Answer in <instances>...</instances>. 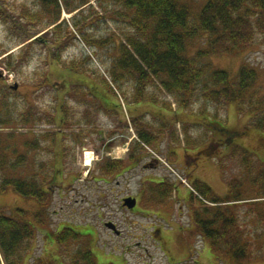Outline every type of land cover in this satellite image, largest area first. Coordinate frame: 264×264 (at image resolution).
Wrapping results in <instances>:
<instances>
[{
  "label": "rangeland",
  "instance_id": "1",
  "mask_svg": "<svg viewBox=\"0 0 264 264\" xmlns=\"http://www.w3.org/2000/svg\"><path fill=\"white\" fill-rule=\"evenodd\" d=\"M80 1L69 0V8L74 10L68 13L62 12L61 17L68 19V29L72 31L71 35L68 34L65 37L68 42L61 49L62 57L75 60L77 68L81 70L68 71V92L65 89L59 91L62 87L57 82L59 80L56 76L61 68L55 65L48 66L45 51L39 46L30 50L29 55L33 56V59L28 64L20 65L16 70H9L0 63V83L3 85L5 94L1 103L2 108L0 104V113L9 119L8 122L0 123V156L11 155L12 151H15L16 155L24 153L27 159L24 164L13 169L5 167L3 172L7 173V176L23 178L42 172L39 178L42 179L46 176L44 188L51 192L44 223L37 222L38 219H35L34 214L41 211L42 208L46 210V204L40 206L35 199L25 198L15 193L11 188L0 192V211L15 218L25 219L35 228L36 232L33 238L35 244L32 242L35 249L31 251L27 264H74L76 262L82 264L79 250L83 251L87 248L86 240L83 241L84 237L70 240L69 244L56 242L57 232L65 226L77 232L79 236L89 234L88 243L94 252H100L101 264H264V130L249 125V117L264 116V109H261L264 106V102L261 101L264 96V32L257 31L252 41L235 52L211 55L208 59L214 69L226 70L233 80L237 78L238 70L242 65L253 68L256 72V80L247 92L249 98L239 104L235 101L216 104L198 99L187 106L186 113L189 110L203 111L213 118L217 116V119L225 122V125L230 129L239 131L236 136L229 138L225 147L221 145L216 147L217 145H215V150L211 152L212 156H209L207 153L200 152V147L201 149L205 147V137L210 135L204 126H194L196 129L190 128L194 140H191L189 145L186 142L188 139L184 135V131H181V124L178 126L176 123L179 140L174 142L167 130L161 127L163 123L161 118L164 113L160 109L163 106L158 105L160 109L144 108L138 112L131 110L132 104L126 103L125 99L128 94L124 95L122 92L123 88L127 91L132 89L131 82L121 85L120 89V83L114 82L111 76V68L118 55L117 45L120 40L124 41L123 33L127 32L129 28H126V22H123L118 16L111 15L112 17H110L109 14H106V17L100 16L104 13V9H123V7L106 2L107 0H104L103 6L98 3V0H89L83 6L78 7ZM205 1L188 0V5L192 11L198 12ZM0 4L4 8L10 6L12 9H16L12 11H19L23 5L26 6L25 9L32 11L38 9L35 5L36 0H0ZM95 10L98 15L94 12ZM74 22H80V25L84 26L82 33L89 38V42L82 41V34L75 28ZM4 26L0 20V59L6 58L9 52L14 54L22 45L32 39L21 42L18 40V34H10L4 30ZM42 32L37 34L41 35ZM199 34L187 42L186 51L190 56L199 48L206 46L207 35ZM100 42L103 45H99ZM50 67L56 69V71L54 70L56 74L52 70L50 72V75H53V87L51 88L42 86V79L39 78L47 74ZM53 80L57 81L53 82ZM104 81L114 85L120 92L122 103L109 88L111 84L107 87ZM15 83L17 88L11 89L10 85ZM87 88L91 89L95 95L94 101L100 100L98 107L102 105L103 109L98 115L96 112L92 113L91 111L90 113L91 109L86 101L93 100V98ZM148 92L162 101H168L172 109L178 110L179 104L172 94L152 85L148 86ZM101 99H104L107 104L102 103ZM59 102L66 104L65 113L59 111ZM25 107H27L26 112L30 111L33 115L27 121L23 118ZM146 109L148 114L139 115L141 116L140 122L134 124L131 116L137 117ZM85 111L86 114L88 113L89 119L96 116L98 119L93 122L92 120L91 122L86 121ZM156 113L161 114V118ZM170 113L173 114V112ZM63 114L67 117L62 122L60 118ZM206 114L204 115L206 116ZM204 115L193 113L186 116L191 119L190 121L206 122L208 119ZM52 116L55 120L47 122L46 117L51 118ZM176 116L178 114L173 116L175 120ZM158 130H162L158 133V141L150 149L158 154L155 156L159 166L155 170L143 168L142 163L152 154L145 147V154L143 153L145 156L142 161L113 181L114 184L109 185L112 192H108V196L111 197L104 199L102 192L105 191V187L100 188L99 183L102 186L105 185L102 180L99 182L96 180L100 174V171L97 170L99 163L97 160L102 156L107 158L120 156L122 158L131 146L141 142L138 136L139 131L158 132ZM47 134L54 135V141L49 140ZM213 136L226 138L218 131H215ZM76 137L80 142L75 140ZM35 138L40 141L39 149L30 150L24 145L25 141ZM208 141L209 139L206 140V143ZM196 142L199 145L194 146ZM158 144L159 148H157ZM84 147H90V150L93 151V157L88 166L84 165L85 161L82 157ZM169 149L171 152H176L174 149L178 150L180 155L176 162L174 158L166 157ZM170 155L171 153L168 157ZM185 162L186 167L191 171H182ZM41 163H47V166L41 168L43 166ZM167 164L176 172H173ZM70 170L72 173L69 172ZM57 171L59 173L54 178V182L50 181L51 175L53 173L55 175ZM76 172L78 178L74 179L72 178L73 173ZM190 173L194 174L193 178L198 177L199 180L208 183L214 194L220 197L239 196L238 202H222L221 207L231 208L229 206L236 205L235 213L238 216V223L244 230L245 238L251 240L253 244L254 254L250 260L236 262L222 254L216 256L211 252L205 240L193 230L194 238L189 237L185 227L189 225L186 212L182 210L183 213H177L179 206L174 201V195H177L175 198L177 202L179 199L186 201L189 193L186 187L181 185L182 182L178 175L189 181ZM153 174L161 175L167 181H176L178 184L175 189L176 194L173 193L171 197H167L165 202L160 205L163 206L165 213L162 217L156 218L158 224L154 226L164 233L160 245L152 240L153 237L146 236L151 228H145L151 221L152 223L157 221L153 219L155 216H152H157V214L145 209L143 213L148 216H135L128 210L120 208L119 202L112 197L118 192H121L120 196L125 193L139 195L145 187L143 182ZM117 181H120V185H115ZM150 181L157 182L156 178H152ZM144 200L146 201V199ZM107 201L111 203L110 209L106 207ZM154 202L155 200L149 205ZM204 204L208 207H215L209 201ZM18 209L25 210V214L19 216ZM232 211H234L233 208ZM110 212L112 216H109ZM108 218L116 221L121 229V234H108V230L103 224L108 221ZM189 228H191V224ZM43 230L44 234L41 233ZM165 232H169L168 240ZM49 233L54 236L52 240L48 237ZM137 233L143 237L139 238L141 239L140 243L135 245V240H132L131 237ZM48 241L49 243H46ZM164 242H167L171 249L168 251L169 255L173 252L175 253L174 257L169 259L165 250L160 248ZM144 247L146 250H143ZM179 247L181 250L185 249L181 254H178ZM37 259L44 261L41 263ZM0 264H7L1 250Z\"/></svg>",
  "mask_w": 264,
  "mask_h": 264
},
{
  "label": "trees",
  "instance_id": "2",
  "mask_svg": "<svg viewBox=\"0 0 264 264\" xmlns=\"http://www.w3.org/2000/svg\"><path fill=\"white\" fill-rule=\"evenodd\" d=\"M88 1L81 0L78 7L83 6ZM106 2L121 5L123 9H104V13L100 16L106 17V14H109L110 17L118 16L123 22H126V28H129L127 32L123 33L124 41L120 40L117 45L118 55L111 68V76L114 82L120 83V89L121 85L131 82L133 86L131 90L127 91L124 88V91L122 90L124 95L128 94L125 99L132 104L131 110L138 112L144 108L160 109L158 105L163 106V109L160 110H163L164 116L162 117L164 119L160 118L166 123L161 126L167 130L172 140L179 138L175 124L181 122V131H184L187 139L190 138V128L196 129L194 126H204L213 138L215 131L226 136L225 139L215 138L216 142L207 149L206 153H211L215 145L225 147L230 140L229 138L236 136L239 131L227 127L225 122L217 119V116L214 118L210 116L211 119L206 122H190L185 120L186 116L179 114L175 120L173 118L175 114L170 113L172 112L170 103L149 93L148 86L152 85L172 94L176 102L182 105V108H187L198 99L216 104L231 101L239 104L249 98L247 92L256 80V72L253 68L242 65L238 70L237 78L233 80L226 70L214 69L208 59L211 55L235 52L252 41L257 31L264 32V0H206L198 12L191 10L188 0H107ZM98 3L103 6L104 0H98ZM35 5L38 9L34 11L25 9L26 6L24 5L19 11H12L16 9H12L10 6L4 8L0 4V20L5 25L4 30L10 34H18V40L21 42L32 38L14 54L7 53V57L0 59V63L9 70H16L20 65L28 64L33 59V56L29 55L30 50L39 46L45 51L47 65H55L61 68L56 76L59 81L53 80V82H59L62 87L59 91L65 89L68 92V71L80 69L77 68L75 60L62 57L61 49L68 42L65 37L68 34L71 35L72 31L68 29V19L61 18V15L62 10L68 13L74 9L69 8V0H36ZM91 7L93 6L91 5ZM94 12L98 15L96 10ZM74 26L81 32L82 40L89 42V38L82 33L84 26L80 25V22H74ZM45 29L47 30L44 31ZM40 31H43L41 35L37 34ZM199 33L207 35L206 46L199 48L190 56L186 51L187 42L189 39L200 35ZM99 45H103V43L100 42ZM49 69L47 74L39 78L42 79V86L51 88L53 87V75H50V72L51 70L56 71V69L54 67ZM116 70L117 72H114ZM55 71L54 74H56ZM104 84L109 85L107 81H104ZM4 96L3 85L0 83V104ZM261 101L264 102V96H262ZM104 104L107 103L104 101ZM65 105L62 102L58 103L59 111L62 113H65ZM238 109H241L240 106ZM261 109L263 110L264 106ZM26 110L27 107H25L23 118L27 121L33 115ZM128 112L131 114L129 110ZM201 113L206 114L203 111L199 114ZM142 114H148L147 109L138 114L137 117L130 115L134 124L140 122L141 116L139 115ZM183 114L186 115L185 112ZM85 115L88 116L86 111ZM156 115L160 114L156 113ZM208 115L206 114L204 117L207 118ZM66 117L63 114L59 118L64 121ZM253 117H249V125L264 130V116ZM8 120L0 113L1 124L8 122ZM53 120H55L54 116L46 117L47 122ZM159 131H139L138 136L144 144L152 146L158 141V133L161 132ZM47 137L54 141V135L47 134ZM24 145L30 150L41 147L37 138L25 141ZM144 149L140 143L134 145L133 150L131 149L133 153L130 155V164L139 162L140 152ZM26 160L24 153L16 155L15 151H12L11 155L0 156V192H5L11 188L15 193L25 198L35 199L40 206L46 204V210L42 208L41 211L34 214L35 219H38L37 222L44 223L47 204L51 197L50 190L44 188L46 176L40 179L39 176L42 175V172H37V174L23 178L7 176V173L4 174L3 172L5 167L13 169L24 164ZM112 163L115 164V162H110V164ZM120 164L122 163L120 162ZM41 165V168H44L47 163H41ZM109 167L108 165L103 167L104 171L101 170L100 174L105 172V175L112 180L117 176L118 169L116 170L115 167L108 170ZM58 173V171L55 172V175L53 173L50 181H53ZM73 175L72 178H77L76 173ZM193 186L202 198L216 203L215 207H208L199 198V208H194L193 204L190 205L195 225L193 230L201 234L216 256L222 254L236 262L250 260L254 254L253 244L251 240L245 238L244 230L238 223V216L235 213L236 205L229 206L231 208L221 207L222 202H237L240 199L239 196L226 195L220 197L214 194L208 183L199 180V178L193 180ZM172 189L173 184L167 180L150 182L141 191V199L156 201L160 198L162 201L172 192ZM17 212L19 216H22L26 211L18 209ZM60 224L66 225L65 223ZM35 232V228L27 220L6 215L0 211V250L7 264H27L29 262L32 251V249L29 251V247ZM48 237L52 240L54 236L49 233ZM80 237H84L83 241L88 242L89 237L79 236L77 232L65 226L57 232L55 238L58 244H69L70 240H78ZM79 252L83 261L82 264H94L93 254L89 248L83 251L79 250ZM38 261L42 263L44 260Z\"/></svg>",
  "mask_w": 264,
  "mask_h": 264
},
{
  "label": "flooded vegetation",
  "instance_id": "3",
  "mask_svg": "<svg viewBox=\"0 0 264 264\" xmlns=\"http://www.w3.org/2000/svg\"><path fill=\"white\" fill-rule=\"evenodd\" d=\"M174 112H176V113H178L177 112V110H174ZM176 113H174V114H176ZM178 119V118H177ZM100 134V133H99ZM74 139V138H73ZM75 140H77L78 142H80L79 141V139L76 137L75 138ZM215 142L214 141H209V143H208V145H206L205 147L206 148H204L203 150H205L206 152H207V149H209V147H211V145H213ZM176 153V152H175ZM187 156V155H186ZM188 157V156H187ZM108 158H110V159H114V158H111V157H108ZM129 159H130V150L128 149V151H127V153H126V155L123 157V161L121 162L122 164H119V162H118V164L116 165V164H114V163H112V164H110V162H112V161H109L108 159H107V157H101V159L99 160V162L100 161H103V165L102 164H100L99 165V170L101 171V170H103L102 168L103 167H105L106 165H109L110 164V167L108 168V170H110V169H114L115 167H116V170L118 169V171H117V174L116 175H122L124 172H127L128 170H130L131 168L130 167H126V168H124L123 166H130V162H129ZM147 162H150V164L154 167V168H156V167H158L159 166V162L156 160V159H154V158H152V157H149L148 159H147ZM106 163V164H105ZM122 166V167H121ZM134 167V166H133ZM130 168V169H129ZM105 169V168H104ZM104 171V170H103ZM78 172V171H77ZM76 172V173H77ZM88 172V171H87ZM78 174V173H77ZM101 177L99 178V179H97V181L99 182V180H102L103 181V183H104V185L105 186H102V185H100V183H99V187L101 188V187H105V191L104 192H102V196L104 197V199H108V198H110L111 196H108V192H112V188L109 186L110 184H111V180L109 179V177L107 176V175H105V172H104V174H99ZM190 175V174H189ZM195 178H193V175H192V178H191V181H193ZM112 184H114V183H112ZM120 185V182L119 181H117L116 183H115V185ZM189 193V192H188ZM119 195V198L117 199V196ZM121 195V192H118V194H115L114 196H112L114 199H116L118 202H119V206H120V208H123V209H125L126 207L122 204V199L123 198H125L126 196H133L132 194H130V193H126L125 195H122V196H120ZM136 204H135V207H133L132 209H130L129 210V212L130 213H133V214H135V216H138V215H143V216H148V215H145L144 213H143V210H151L150 208L151 207H147V206H145L144 205V203L143 202H141L140 201V199H138V198H136ZM193 204V207L195 208V207H200V203H199V201L191 194V193H189L188 195H187V197H186V201H182L181 202V204H179L178 206H179V208H178V212L177 213H183V211H185L186 212V215H187V220L189 221V225L191 224V228H193V227H195V225H194V223L192 222V213H191V208H190V205H192ZM106 207L108 208V209H110V207H111V203L110 202H106ZM155 207V206H154ZM154 207H152V208H154ZM163 206H159V207H157V212H155L156 214H157V216L156 215H152V216H155V218H153V219H156V218H159V217H162L163 216V213H165V211H164V208H162ZM156 208V207H155ZM183 210V211H182ZM168 213V212H167ZM176 213V214H177ZM179 214H178V217H179ZM109 216H112L111 215V212L109 213ZM134 216V217H135ZM152 219V220H153ZM108 221H112V222H114V224H116V226L117 227H119L118 226V224L116 223V221L114 220V219H112V218H108ZM157 223L155 222V223H153L152 224V221L149 223V224H147L146 225V229L149 227V228H151V230L149 231V233H148V235H146V233H145V235L146 236H151V237H153L154 238V241H155V243L157 244V243H159V245H160V242H161V239H162V237H163V232L158 228V227H156V226H154V225H156ZM189 225L188 226H185L186 227V231H187V234H190L189 235V237L192 239V238H194V235L195 234H193V233H191V228H189ZM182 227V226H181ZM185 229V228H184ZM182 231H184V230H182ZM111 232V231H110ZM121 233V232H120ZM119 233V234H120ZM166 233V238H167V240H168V238H169V232H165ZM109 234V233H108ZM129 235L130 234H132V233H128ZM196 234H198L199 235V233H197L196 232ZM89 234H87V235H84V236H88ZM110 235V234H109ZM134 237H131L132 238V240H135L134 241V243H135V245H138L139 243H140V240L141 239H139V238H141V237H143V235L141 236L140 234H138L137 233V235L135 234V235H133ZM138 237V238H137ZM157 239V240H156ZM89 242V241H88ZM160 248H162L163 250H165V253L167 254V257L170 259V258H172V257H174V254L175 253H173L172 252V254L171 255H169V252L168 251H171V249H170V247L167 245V242H164L161 246H160ZM146 250V248L144 247L143 248V250ZM185 249L183 248V250H181L180 249V247H179V249H178V254H181L183 251H184ZM91 252H92V254H93V259L95 258V261L97 262V263H100L101 264V255H100V252H98V250H97V252L98 253H96V252H94L93 250H92V248H91ZM174 262V261H173Z\"/></svg>",
  "mask_w": 264,
  "mask_h": 264
},
{
  "label": "water",
  "instance_id": "4",
  "mask_svg": "<svg viewBox=\"0 0 264 264\" xmlns=\"http://www.w3.org/2000/svg\"><path fill=\"white\" fill-rule=\"evenodd\" d=\"M16 87H17V84H14L12 86L13 89H16ZM123 202H124V205H126L128 208H132L135 205V198L127 197V198H124ZM106 225L110 228L115 229L114 225H112L110 222L106 223Z\"/></svg>",
  "mask_w": 264,
  "mask_h": 264
},
{
  "label": "bare ground",
  "instance_id": "5",
  "mask_svg": "<svg viewBox=\"0 0 264 264\" xmlns=\"http://www.w3.org/2000/svg\"><path fill=\"white\" fill-rule=\"evenodd\" d=\"M82 157L85 161L84 165H89L93 157V151L90 150V147H84L82 151Z\"/></svg>",
  "mask_w": 264,
  "mask_h": 264
},
{
  "label": "crops",
  "instance_id": "6",
  "mask_svg": "<svg viewBox=\"0 0 264 264\" xmlns=\"http://www.w3.org/2000/svg\"><path fill=\"white\" fill-rule=\"evenodd\" d=\"M264 236V235H263Z\"/></svg>",
  "mask_w": 264,
  "mask_h": 264
}]
</instances>
